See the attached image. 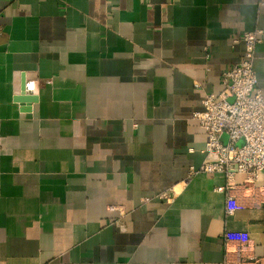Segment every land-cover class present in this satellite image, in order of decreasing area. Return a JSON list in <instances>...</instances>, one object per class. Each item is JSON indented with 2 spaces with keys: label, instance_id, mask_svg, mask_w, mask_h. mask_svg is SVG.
Masks as SVG:
<instances>
[{
  "label": "crops",
  "instance_id": "obj_1",
  "mask_svg": "<svg viewBox=\"0 0 264 264\" xmlns=\"http://www.w3.org/2000/svg\"><path fill=\"white\" fill-rule=\"evenodd\" d=\"M256 29L264 0H0V264H264V175L227 216L193 119Z\"/></svg>",
  "mask_w": 264,
  "mask_h": 264
},
{
  "label": "built area",
  "instance_id": "obj_2",
  "mask_svg": "<svg viewBox=\"0 0 264 264\" xmlns=\"http://www.w3.org/2000/svg\"><path fill=\"white\" fill-rule=\"evenodd\" d=\"M263 36L264 31L256 29L235 41L245 47L241 61L223 73V92L206 94L203 110L193 115L207 137L205 162L197 173L226 176L227 186L217 191L226 194L227 216L236 210L235 176L244 175L246 183L256 184L264 175V95L254 69Z\"/></svg>",
  "mask_w": 264,
  "mask_h": 264
},
{
  "label": "water",
  "instance_id": "obj_3",
  "mask_svg": "<svg viewBox=\"0 0 264 264\" xmlns=\"http://www.w3.org/2000/svg\"><path fill=\"white\" fill-rule=\"evenodd\" d=\"M233 101V99H231V102ZM16 102L20 103L22 105V110L24 112H29L30 111V106L37 102V98L36 97H28L25 95V82L23 80L22 82V94L16 98ZM239 145H242V142L239 143Z\"/></svg>",
  "mask_w": 264,
  "mask_h": 264
}]
</instances>
